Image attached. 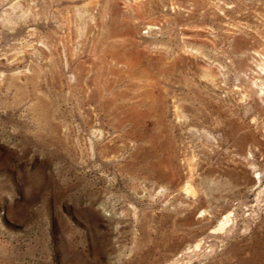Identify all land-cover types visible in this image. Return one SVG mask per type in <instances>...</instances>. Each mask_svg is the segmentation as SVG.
<instances>
[{
  "label": "rangeland",
  "instance_id": "1",
  "mask_svg": "<svg viewBox=\"0 0 264 264\" xmlns=\"http://www.w3.org/2000/svg\"><path fill=\"white\" fill-rule=\"evenodd\" d=\"M0 264H264V0H0Z\"/></svg>",
  "mask_w": 264,
  "mask_h": 264
},
{
  "label": "bare ground",
  "instance_id": "2",
  "mask_svg": "<svg viewBox=\"0 0 264 264\" xmlns=\"http://www.w3.org/2000/svg\"><path fill=\"white\" fill-rule=\"evenodd\" d=\"M226 223H227L226 221L222 222L221 225H220V227H223Z\"/></svg>",
  "mask_w": 264,
  "mask_h": 264
}]
</instances>
